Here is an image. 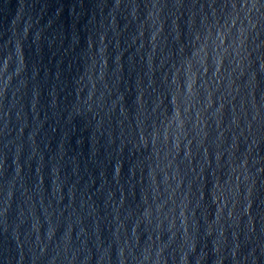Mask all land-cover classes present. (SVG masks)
<instances>
[{"label":"water","instance_id":"1","mask_svg":"<svg viewBox=\"0 0 264 264\" xmlns=\"http://www.w3.org/2000/svg\"><path fill=\"white\" fill-rule=\"evenodd\" d=\"M0 264H264V0H0Z\"/></svg>","mask_w":264,"mask_h":264}]
</instances>
